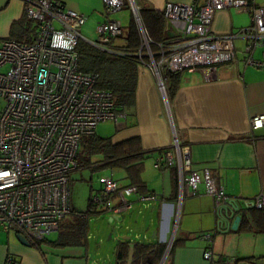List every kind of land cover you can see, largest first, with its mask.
<instances>
[{"label":"built area","instance_id":"1","mask_svg":"<svg viewBox=\"0 0 264 264\" xmlns=\"http://www.w3.org/2000/svg\"><path fill=\"white\" fill-rule=\"evenodd\" d=\"M107 13L120 10L123 0H103ZM24 13L35 25L31 41L0 38V96L5 104L0 112V230L20 233L28 241H36L59 230L70 213L68 194L70 174L77 169V154L83 136L95 133L99 122L124 119V111L116 109L110 91L95 86L96 74L78 71L77 42L85 15L62 3L50 0H23ZM133 12L137 7L128 0ZM233 7L249 14L250 23L225 34H215L212 22L215 12ZM165 19L175 26L181 44H157L151 50V40L140 26L141 46L137 56L157 79L166 96L162 72L183 69L200 70L206 78L215 76L219 63L235 60L236 39H243L245 65L264 66L253 57L257 46L264 45V4L257 0H201L200 3H167ZM98 38L90 44L112 52L108 42L123 33L122 24L107 18L96 25ZM148 61H144L143 57ZM252 130L264 127V114L249 119ZM175 159L179 190L184 186L198 190L203 182L212 196L214 206L226 201L223 186L216 185L208 170L203 174L191 170L186 147L175 140ZM173 151H165L157 163L171 161ZM101 187L92 195V203L105 211L119 214L131 206L124 196L137 192L136 186L120 189L116 180L100 176ZM117 195L118 203L111 196ZM149 198V196H143ZM248 207L264 210V193L250 198ZM211 240V234L202 236ZM207 247L203 258L215 262ZM3 264H13L7 253Z\"/></svg>","mask_w":264,"mask_h":264},{"label":"crops","instance_id":"2","mask_svg":"<svg viewBox=\"0 0 264 264\" xmlns=\"http://www.w3.org/2000/svg\"><path fill=\"white\" fill-rule=\"evenodd\" d=\"M62 1L66 7L84 14L86 19L91 14L96 15L98 21L107 18L118 20L123 26V32L133 16L139 34L140 26L146 32L139 16L140 6L161 11L167 3L201 2L133 0L137 12H133L131 7L122 8L129 10V18L123 24L115 15L116 12L107 13L105 6L102 18L96 14L100 0ZM257 2L264 4V0ZM23 14V0H0V38L10 35L12 23ZM248 22V13L228 7L215 12L212 28L215 34H225L234 32ZM31 32L30 36L33 37L35 33ZM165 32L161 42L177 46L181 44L180 32L167 20ZM120 41L115 43L120 44ZM234 43V62L217 64L213 78H206L200 70L183 69L179 74L177 88L170 95L166 93V96L160 91L150 68L139 66L135 103L124 110V119L115 122L116 131L110 137L113 142H119L138 136L141 147L153 153L144 159L140 173L142 191L124 196L131 202V206L118 215L104 211L109 221L121 219V225L128 217H132L133 212V216L140 214L141 227L135 228L136 231L129 228L132 236L117 235L116 241L130 239L133 243L157 239L169 243L171 247L173 239L180 237L179 244L173 249L171 264H210L203 258L207 247L212 249L215 262L264 264V216L259 213L249 216L246 205L250 198L264 193V127L252 130L249 125L252 116L264 114V66L245 65V42L236 39ZM262 50L264 45L257 46L252 53L253 57L261 59ZM175 140L181 147L188 149L191 170L199 174L208 170L215 184L223 186L227 195L223 205H238V210L228 211L222 227L219 223L222 205L214 206L213 198L206 193L203 182L198 185L196 193L187 186L180 192L179 184L174 182L172 167L176 166ZM169 150L174 152L173 160L157 163L156 158ZM125 178L120 186L117 183L120 189L132 186L129 185L131 181L126 177V172ZM174 191H177L175 197ZM112 202L118 203L117 195H112ZM241 213L248 216L253 226L251 230H238ZM236 215H240V220L232 228ZM207 233L211 234V240L202 237ZM9 234L0 236V264H3L7 253L13 254L19 264L95 263L86 243L52 247L42 242L40 249H36L20 244ZM56 235L57 232L53 238L49 235L44 238L55 239Z\"/></svg>","mask_w":264,"mask_h":264},{"label":"trees","instance_id":"3","mask_svg":"<svg viewBox=\"0 0 264 264\" xmlns=\"http://www.w3.org/2000/svg\"><path fill=\"white\" fill-rule=\"evenodd\" d=\"M50 1L54 4H64L62 0ZM129 7L128 0H123V6L120 9ZM138 11L147 35L152 41L150 45L151 50L155 52L158 49L157 44L163 41L166 34V19L163 10L157 11L140 6ZM31 26H33L31 20L24 13L20 19L12 23L11 33L7 38L16 41H31V31L35 33L36 29V27ZM115 38H119L121 43L117 44L115 43L116 41L113 42V39H110L108 45L112 49V52L100 49L85 39L80 38L76 45V50L79 54L78 71L96 74L95 86L99 89L110 91L113 95L116 109L124 111L131 108L135 103L138 69L139 66H142L141 59L137 56V51L141 46V36L133 16L125 27L124 32ZM143 60L146 62L148 58L145 56ZM180 71L182 70L169 71L165 69L162 72L166 93L168 95L177 88ZM151 153L153 152L144 150L141 147L138 136L113 142L110 136L99 137L93 133L83 136L80 140L77 154V169L84 167H91L92 169L105 167L123 168L126 172V177L131 181L129 185H134L137 191H142L140 173L143 168L144 159ZM97 155L100 158L92 162L91 158ZM172 168L174 169L173 180L175 183H178L176 166L173 165ZM176 193L177 191H174V197ZM112 195H110L111 199ZM247 209L249 216L255 213L264 216V210L262 209H256L254 207H247ZM104 211L92 203V197L90 196L85 211L72 212L70 210L69 215H71V218L62 221L55 239L42 238L36 241L29 240V245L36 249H40L39 247L42 242L52 247H66L76 244L83 245L86 243L89 215L100 214ZM240 221L238 230H251L253 228L246 213H241ZM180 240V237L173 239L167 258L163 264H171L173 249L179 244ZM166 245V242H160L157 239L149 242L135 241L133 243H131L130 239H120L116 245L115 264H159ZM11 255L13 256V264H19L16 257L13 254Z\"/></svg>","mask_w":264,"mask_h":264},{"label":"rangeland","instance_id":"4","mask_svg":"<svg viewBox=\"0 0 264 264\" xmlns=\"http://www.w3.org/2000/svg\"><path fill=\"white\" fill-rule=\"evenodd\" d=\"M100 8L96 11V14H100L102 18V12L104 8V1L100 0ZM115 15L121 20L123 24L129 18V10L121 9L114 11ZM97 16L87 15L85 23L80 28V34L82 38L90 41L97 40L98 32L96 30V25L99 22ZM98 21V22H97ZM250 23V18L249 22ZM247 24V25H248ZM245 25V26H247ZM113 42L120 40L119 38H112ZM241 43V42H239ZM5 101L0 96V112L4 107ZM116 131V123L112 120L102 121L96 125L95 134L99 137H105L113 135ZM100 157L93 156L91 158L92 162H95ZM100 176H109L114 180L117 179V183L120 186V183L125 182V170L120 167H105L92 169L91 167L78 168L71 172L70 182H69V194H68V203L70 210L73 211H85L88 204L89 197L98 191L101 187L99 183ZM93 189V191H91ZM92 194V195H91ZM135 212H133L134 214ZM128 217L126 222L121 225V219H115L114 221H109V216L106 212L100 214H91L88 218L87 232H86V246L90 253L92 260L95 261L94 264H115V250H116V236L117 235H130L129 228L139 229L141 227L142 219L140 214ZM71 215L67 214L65 219H70ZM136 228V229H135ZM154 232H152L153 235ZM5 235L3 231L0 230V236ZM11 238L16 239L15 233L9 234ZM110 236V237H109ZM50 238L55 237V233L49 234ZM166 248H170V244L166 245ZM168 254V253H167ZM167 258V255L165 259ZM165 261V260H164ZM93 261H91V264Z\"/></svg>","mask_w":264,"mask_h":264},{"label":"water","instance_id":"5","mask_svg":"<svg viewBox=\"0 0 264 264\" xmlns=\"http://www.w3.org/2000/svg\"><path fill=\"white\" fill-rule=\"evenodd\" d=\"M234 205H235V206H234ZM234 205H231L230 203H229L228 206H227V205H222V207H221V209H220V211H219V214H220V215H219V223H220V226H221V227H222V225L226 222L228 211L232 212L233 210H238V209H239L238 205H236V204H234ZM223 210H224V211H223ZM239 220H240V215H236L235 218H234V220H233V222H232L231 227H232V228H235ZM154 235H155V234L153 233V236H154ZM15 237H16V239L18 240V242H19L20 244H22V245H26V246L29 245L28 240H27L22 234H20V233H16V234H15ZM109 237H110V236H109ZM167 251H168V248L165 249V252H164V254H163V256H162L161 261H160L159 264H163V262H164V260H165V257H166V255H167V253H168Z\"/></svg>","mask_w":264,"mask_h":264},{"label":"clouds","instance_id":"6","mask_svg":"<svg viewBox=\"0 0 264 264\" xmlns=\"http://www.w3.org/2000/svg\"><path fill=\"white\" fill-rule=\"evenodd\" d=\"M84 39V38H83ZM16 234V233H15Z\"/></svg>","mask_w":264,"mask_h":264}]
</instances>
